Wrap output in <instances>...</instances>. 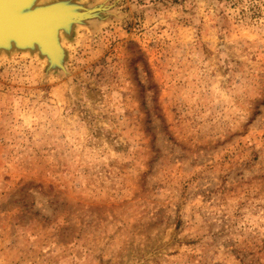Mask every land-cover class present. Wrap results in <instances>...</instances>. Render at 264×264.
I'll return each mask as SVG.
<instances>
[{"label":"rangeland","instance_id":"1","mask_svg":"<svg viewBox=\"0 0 264 264\" xmlns=\"http://www.w3.org/2000/svg\"><path fill=\"white\" fill-rule=\"evenodd\" d=\"M62 1L0 50V264H264V0Z\"/></svg>","mask_w":264,"mask_h":264},{"label":"water","instance_id":"2","mask_svg":"<svg viewBox=\"0 0 264 264\" xmlns=\"http://www.w3.org/2000/svg\"><path fill=\"white\" fill-rule=\"evenodd\" d=\"M88 11L62 0L42 4L36 0H0V50L32 49L43 56L48 54V58L53 56L52 60L54 54L59 58L57 30L68 29L72 22H83ZM57 48L59 52L54 53Z\"/></svg>","mask_w":264,"mask_h":264},{"label":"bare ground","instance_id":"3","mask_svg":"<svg viewBox=\"0 0 264 264\" xmlns=\"http://www.w3.org/2000/svg\"><path fill=\"white\" fill-rule=\"evenodd\" d=\"M61 31H62V30H61V27H60V28L57 30V33H58V39H57V40H58V44H59V34H60ZM48 46H49V48H51V47H52V44H49ZM59 46H60V44H59ZM59 46H58V47H59ZM59 50H60V49H59ZM59 50H58V48H57L56 50H54V53H58ZM41 56H42L43 58H45V60L48 61V62L51 60V61H54V63H56V64L58 63V57H56L57 54H54V56H55V57H54V60L51 59V58H53V56H51V58H48V57H49L48 54H46L45 56H43V55H41ZM42 60H43V59H42ZM46 61H45V62H46ZM49 63H50V62H49Z\"/></svg>","mask_w":264,"mask_h":264}]
</instances>
